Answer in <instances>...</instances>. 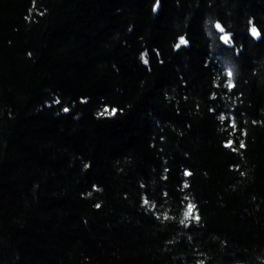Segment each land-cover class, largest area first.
Returning <instances> with one entry per match:
<instances>
[{"label":"trees","instance_id":"obj_1","mask_svg":"<svg viewBox=\"0 0 264 264\" xmlns=\"http://www.w3.org/2000/svg\"><path fill=\"white\" fill-rule=\"evenodd\" d=\"M0 264H264V0H0Z\"/></svg>","mask_w":264,"mask_h":264},{"label":"snow or ice","instance_id":"obj_2","mask_svg":"<svg viewBox=\"0 0 264 264\" xmlns=\"http://www.w3.org/2000/svg\"><path fill=\"white\" fill-rule=\"evenodd\" d=\"M216 28L217 29H219L221 32H224V29H223V27L219 24V23H217L216 24ZM251 32H252V35L253 36H259L260 35V33L257 31V29L255 28V27H253L252 29H251ZM221 39H223L224 41H225V43H230L231 42V39H230V36L229 35H224V36H222L221 37ZM187 43V41L183 38V37H181L180 39H179V43L176 45V47H180L181 45H183V44H186ZM145 63H147V60H145ZM228 75L229 76H231L232 75V73L231 72H229L228 73ZM229 87H231V82H229ZM64 111H68V109L67 108H65L64 109ZM115 109H113L111 112H109L108 111V109H105V111H104V113H101V115H104V114H108V115H112V114H114L115 113ZM233 127H234V125H233ZM232 146V144H231V141L226 145V147H231ZM240 147L241 148H243L244 147V144L241 142V144H240ZM233 150H236V149H233ZM87 167V166H86ZM185 175H190V173H185ZM145 203L147 204L148 203V201H145ZM96 207H100V205H96ZM193 208H194V206L193 205H191V204H189L188 205V208H187V210L185 211V220H187V219H189V218H192V219H195V220H199V217L198 216H193ZM185 221H181V223H184Z\"/></svg>","mask_w":264,"mask_h":264}]
</instances>
